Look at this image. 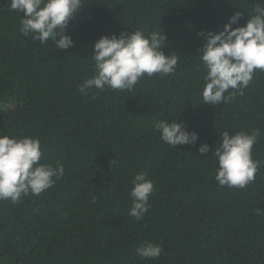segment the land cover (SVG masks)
I'll use <instances>...</instances> for the list:
<instances>
[{"label":"trees","instance_id":"16d2710c","mask_svg":"<svg viewBox=\"0 0 264 264\" xmlns=\"http://www.w3.org/2000/svg\"><path fill=\"white\" fill-rule=\"evenodd\" d=\"M86 2L66 30L74 45L61 50L23 35V13L0 0V132L38 137L42 162L65 167L39 196L0 201V264H264V214L254 211L264 213V165L245 189L221 187L212 155L223 131L258 128L253 158L264 161V72L243 95L207 105L197 53L200 32L222 31L237 11L244 26L264 0ZM136 27L164 31L165 55L180 57L176 72L145 76L131 93L81 94L94 74V43ZM163 119L198 140L171 147L154 128ZM137 173L154 182L141 220L128 214ZM145 241L162 245L159 259L137 255Z\"/></svg>","mask_w":264,"mask_h":264},{"label":"clouds","instance_id":"9594fccd","mask_svg":"<svg viewBox=\"0 0 264 264\" xmlns=\"http://www.w3.org/2000/svg\"><path fill=\"white\" fill-rule=\"evenodd\" d=\"M86 0H9L12 11L23 13L20 31L44 44L51 40L55 49L67 50L74 45L66 34L70 20L86 4ZM244 14L235 12L220 32H200L204 44L197 49L198 59L206 70L201 91L204 104H227L243 95L254 79L256 70L264 72V6L256 5L248 16L246 25L239 26ZM233 25H237L233 27ZM167 36L160 28L148 31L136 27L135 31H122L119 35L101 36L90 55L94 67L91 78L79 86L81 94L90 89L98 92L105 88L131 93L139 81L155 74L168 76L176 72L180 57L176 53L165 55ZM231 90V91H230ZM227 93V95H225ZM154 128L160 139L173 148L194 144L198 133L188 131L182 122L173 119L158 120ZM260 130L220 134V143L212 149L216 158L215 180L221 187L245 189L254 182L264 161L253 158L254 146L259 142ZM200 154L209 152L203 143ZM42 146L38 137L9 136L0 132V201L19 203L22 196H39L55 186L63 177L62 162L56 166L42 162ZM147 173H137L132 179L129 215L141 220L149 210V198L154 192V182L146 179ZM257 214H264L259 208ZM164 252L161 244L145 241L136 249L138 256L159 259Z\"/></svg>","mask_w":264,"mask_h":264}]
</instances>
